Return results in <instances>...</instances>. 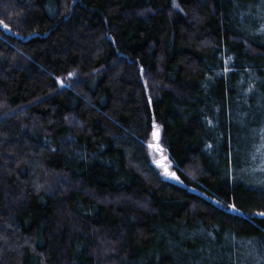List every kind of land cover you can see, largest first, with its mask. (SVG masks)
Wrapping results in <instances>:
<instances>
[{
	"label": "trees",
	"instance_id": "1",
	"mask_svg": "<svg viewBox=\"0 0 264 264\" xmlns=\"http://www.w3.org/2000/svg\"><path fill=\"white\" fill-rule=\"evenodd\" d=\"M0 21V264H264V0Z\"/></svg>",
	"mask_w": 264,
	"mask_h": 264
},
{
	"label": "rangeland",
	"instance_id": "2",
	"mask_svg": "<svg viewBox=\"0 0 264 264\" xmlns=\"http://www.w3.org/2000/svg\"><path fill=\"white\" fill-rule=\"evenodd\" d=\"M158 129H154L149 137L146 140V147H147V154L150 158L151 163L160 170L161 174L164 175L166 178L168 175H165L164 173V167L167 170L168 173H170V163L167 159V154L165 150L163 149L160 139H159V134H158ZM155 133V135H154Z\"/></svg>",
	"mask_w": 264,
	"mask_h": 264
},
{
	"label": "snow or ice",
	"instance_id": "3",
	"mask_svg": "<svg viewBox=\"0 0 264 264\" xmlns=\"http://www.w3.org/2000/svg\"><path fill=\"white\" fill-rule=\"evenodd\" d=\"M174 6H178V5H175V4H174ZM2 23H3V22L0 21V24H2ZM4 27H7V25H4ZM154 135H155V133H154ZM165 175H171L173 178H176L175 175H174L173 173L165 172ZM261 215H264V213H261Z\"/></svg>",
	"mask_w": 264,
	"mask_h": 264
},
{
	"label": "water",
	"instance_id": "4",
	"mask_svg": "<svg viewBox=\"0 0 264 264\" xmlns=\"http://www.w3.org/2000/svg\"><path fill=\"white\" fill-rule=\"evenodd\" d=\"M163 170H164V173L167 172V170L165 169V167H164ZM258 215H259V216H264V215H261V213H259Z\"/></svg>",
	"mask_w": 264,
	"mask_h": 264
}]
</instances>
